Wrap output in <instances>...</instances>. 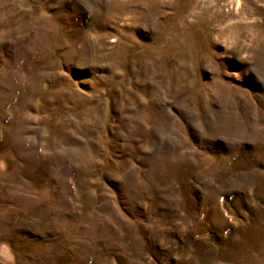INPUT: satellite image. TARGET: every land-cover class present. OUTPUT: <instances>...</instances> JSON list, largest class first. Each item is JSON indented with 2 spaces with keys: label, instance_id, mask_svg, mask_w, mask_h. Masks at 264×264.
Wrapping results in <instances>:
<instances>
[{
  "label": "rangeland",
  "instance_id": "rangeland-1",
  "mask_svg": "<svg viewBox=\"0 0 264 264\" xmlns=\"http://www.w3.org/2000/svg\"><path fill=\"white\" fill-rule=\"evenodd\" d=\"M0 264H264V0H0Z\"/></svg>",
  "mask_w": 264,
  "mask_h": 264
}]
</instances>
